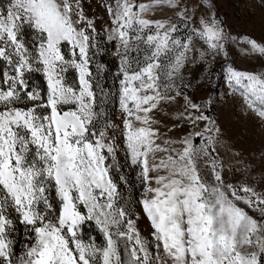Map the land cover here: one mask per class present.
<instances>
[{"label":"snow or ice","instance_id":"1","mask_svg":"<svg viewBox=\"0 0 264 264\" xmlns=\"http://www.w3.org/2000/svg\"><path fill=\"white\" fill-rule=\"evenodd\" d=\"M86 5L0 0V264H264V183L222 143L212 97L194 100L183 83L185 68L228 56L231 36L212 7L99 0L108 17L100 31L119 61L118 125ZM244 42L264 57V41ZM222 67L225 93H239L264 125V72ZM177 104L168 127L157 116ZM178 129L186 131L167 135ZM137 184L148 238L129 203ZM14 219L29 236L19 252ZM90 223L102 243L85 242Z\"/></svg>","mask_w":264,"mask_h":264},{"label":"rangeland","instance_id":"2","mask_svg":"<svg viewBox=\"0 0 264 264\" xmlns=\"http://www.w3.org/2000/svg\"><path fill=\"white\" fill-rule=\"evenodd\" d=\"M137 2L146 3L148 0H137ZM203 3L212 7V14L218 18L219 23L223 24L224 29L231 36V40L227 42V57H217L215 61H205L208 65L207 68L199 61L185 68L183 83L190 85L186 94L201 102L212 97L214 108L209 109V112L221 128L222 143L228 144L234 156H238L242 162L249 166L254 173L252 178L257 183H264V125L245 112L239 99V93L236 95H233L231 91L225 93V72L222 67L226 65L248 72H264V57L250 54L244 42L248 38L264 41V0H203ZM88 5H86L85 11L89 16L95 17L99 32L100 51L95 63L97 67L100 64L105 66L101 69L99 79L105 92L109 93L105 100L108 118L111 122L119 125L122 120V113L117 103L118 84L116 78L119 71V61L113 55L115 42L108 41L107 33L100 31L108 17L104 9L99 6V0H88ZM169 15L167 12L158 13L152 18L159 19ZM191 31L192 28L189 27L187 32ZM241 37L243 39H240ZM178 111V104L171 107L164 106V114H159L157 118L171 127ZM184 131L186 130L178 129L174 132H168L167 135L177 138L183 135ZM117 159L121 164L124 163L122 153L118 154ZM226 159L232 161L233 168L238 167L233 157H226ZM125 172L131 181L130 170H122L121 174ZM236 175H241V173L237 172ZM245 178L247 179V177ZM139 188L140 186L137 184L128 190L129 203L132 212L140 216V219L136 221V226L140 229L142 237L148 238L152 229L140 211L139 205L135 203ZM14 228L15 231L11 238L14 240L15 250L19 252L23 249L29 236L24 230V226L16 223L15 219ZM82 235L85 242L88 241L89 237H95L97 243L103 242L102 233L93 223L87 225Z\"/></svg>","mask_w":264,"mask_h":264}]
</instances>
